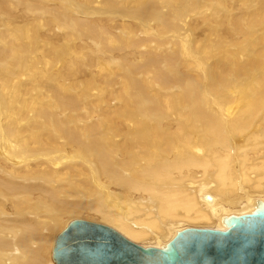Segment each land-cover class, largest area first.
<instances>
[{
  "label": "bare ground",
  "instance_id": "1",
  "mask_svg": "<svg viewBox=\"0 0 264 264\" xmlns=\"http://www.w3.org/2000/svg\"><path fill=\"white\" fill-rule=\"evenodd\" d=\"M25 1L28 0H0V15L6 10L14 15L6 20H19L24 13L29 17V23L34 20L43 22L40 29L55 36L60 34L57 33L60 28L63 32L60 35L66 36L73 30L86 46L89 41L82 28L89 27V35L91 30L100 33L98 38L101 37L105 59L104 63L91 59L94 83L86 81L81 87L82 91L89 93V99L84 100L90 102V122L85 125H77L58 115L56 106L75 108L76 104L79 105L76 98L80 92L68 93L59 83H54L56 74L67 63L56 68L57 63H53L56 59L44 56L42 67L29 65L13 73L10 89L14 88L20 75L19 86L33 82V78H38L40 84L31 91L32 97L24 96L22 101L12 105V111H5L6 119L2 115L6 134L1 133L0 162L6 167H0V264H57L53 257V263L49 262L51 243L54 246V238L77 219L107 225L144 248L168 250L173 238L187 228L224 232L232 226V217L264 210V145L247 146V149L244 148L246 143L240 147L237 144V137L246 132L254 117L261 112L264 91H255L262 96L258 107L247 100L257 109L245 106L247 111H236L235 105V112L231 115L221 111L220 104L216 105L219 112L208 109L206 112V104H200L196 98L191 110L194 108L199 113V119L190 115L188 105L169 99L168 93L179 89L180 80H193L191 74L179 69L185 68L192 59L199 65L198 55L193 50H186L182 43L173 10L164 8L163 12L152 13L158 0L156 3L154 0H140L130 5L127 0L128 6L120 0H84L99 5L100 9L94 11L76 4L77 0H69L74 7H67L62 12L51 11L55 17L45 23L35 9L43 11L47 7L40 1L30 0L29 8ZM183 1L193 8L189 0ZM93 12L100 18H91L89 15ZM5 26L0 29V53L8 51L15 38L11 27ZM138 30L145 32L144 37L136 36ZM226 55L231 54L227 52ZM232 64L234 67V61ZM49 67H53L51 76L45 75ZM195 69L201 72L199 67ZM23 79L26 80L22 82ZM2 81L0 78V86L4 85ZM40 86H45V94ZM148 95L151 97L146 98ZM137 96L146 98L143 100L147 120L143 121L152 135L151 140H155L147 149L142 131L132 133L134 128L126 125L130 115L122 111ZM146 103L156 106L152 116L148 115ZM244 111L248 120H244ZM28 112L31 119H24ZM38 116L43 117L40 119L42 125L34 128ZM15 124L20 129H16ZM190 125L200 126L202 135L194 138L185 133ZM24 129L27 130L24 135L15 137L16 131ZM258 130L259 134L249 135L253 141L258 136L264 138L263 116L258 122ZM194 131H197L195 127ZM68 169L72 175L67 174ZM66 179L81 181L87 194L93 193L95 185L103 191L95 193L98 195L94 201H89L85 194L66 189L63 184L67 183ZM60 181L62 184L58 183ZM83 210L99 215L103 222L95 217L94 221L75 218L64 226L67 218L61 230L55 232L57 218ZM42 248L45 249L44 255H40Z\"/></svg>",
  "mask_w": 264,
  "mask_h": 264
},
{
  "label": "rangeland",
  "instance_id": "2",
  "mask_svg": "<svg viewBox=\"0 0 264 264\" xmlns=\"http://www.w3.org/2000/svg\"><path fill=\"white\" fill-rule=\"evenodd\" d=\"M34 1H40L42 5L47 7V10H43V11L40 9H35V11H37L38 16H40L41 19H45V23L49 21V19L51 20L53 19V17H55L52 16L51 11L56 10L62 12L67 7H74L73 3L69 2V0H34ZM122 1L125 2L128 6V2L130 5V3L131 4L136 3L140 0H131V1L128 0V2L127 0H120V3H123ZM156 1L157 0H154L155 3ZM157 2L158 5L152 10V13L158 11L163 12V10L164 11L166 10L164 8L168 9L166 11L173 10L172 12L175 15V21H178L179 23L178 29H180L179 33L183 39L182 43L185 45L186 50H188L189 52L193 50L194 54L198 55L199 58L198 66L195 64L194 60L192 59L189 62V64L185 65V68L179 69V70H184L187 73L191 74L193 76V80L191 81L180 80L179 89L173 90L172 93H168L169 99L171 100L175 99L178 100L181 104L188 105L190 115H195L197 119H199V113L194 108L191 110V106L194 107V102L196 98H198L200 104L202 105L203 103L206 104L205 105L207 106L205 108L206 112L207 109L214 111L216 113L219 112L220 109H218V106H216L219 104H220L219 108H221V111H223L227 115H231V113L235 112V110L236 111L246 110L247 107L246 109H244L245 106H249V108L251 109H257L258 105H260L259 104L260 102L258 100H260L262 96L264 97V95H262L264 93L261 94L262 96L256 93L259 90L262 92L264 91L263 88L264 85L263 86H261L262 84L260 85L261 82L264 83V80L258 82L264 79V0H259L260 3L258 2V0L256 1L255 0H251V1L223 0L222 2L221 0H192V1L189 0V5H191L192 3L191 6H193V8L189 7L188 4L185 5L184 4L185 2L183 0H158ZM161 2L163 4H161ZM24 3L30 8L31 5L30 0L25 1ZM76 4H82L83 6H86L94 11L100 9L99 5H93V3H87L84 2V0H77ZM159 4H161V6ZM245 6H247V10L245 9L246 8ZM19 8L20 10H23V6H20ZM138 9H140V6L138 7ZM252 13H254V15H251ZM97 15L99 14L94 13L89 16L93 19L94 18L99 19L100 15L99 16ZM9 16H14V15L6 10H4V12L1 13L0 15V29L6 27L5 24H7L9 28L11 27L10 31L15 36L14 41L12 42V47L10 48L11 50L9 49L8 51L0 53V78L3 79L2 83H4V85L0 86V139L2 138L1 133H3V135L6 134L4 130L5 128L4 120L6 119L7 114L5 111L7 112L12 111V105H14L15 103L18 104L19 101H22L24 99L23 98L24 96L32 97L31 91L34 90L35 85L40 84L38 78H33V82H29L25 86H19L20 84L19 81H21L20 80L21 75H20L19 80L18 78L15 80L16 82L14 84V88L10 89L13 82V80L11 81L13 77V73L17 72L19 69H25L29 65H32V67L33 65L37 67H42V60L46 59L44 56H48V58L51 57L56 59L53 61V63L54 62L57 63L55 65L56 68H61L64 64L67 63V65L64 66L63 70L59 74H56L54 78V83H59L61 87H63L68 93L76 94L80 92V95L76 98V100L79 102V105L76 104L75 108H67L65 106L60 108L56 106L59 112L58 115L60 117L66 118V120H68L69 122L76 123L77 125L88 124L90 122L88 115L89 114L88 104L90 102L89 100H84V99H89V97L87 96L89 95V93L82 91L81 87L85 85L86 81H89L90 84L94 83V79H95L94 66L92 64L91 59L104 63L105 50L100 45L101 37L100 40L98 38L100 33L91 30V35H89V27H83L82 29H84V34L85 36H87L85 39L89 41L88 46H86L84 44V41L79 40L77 33L75 34L73 30L70 31V34L68 36H66L63 34L60 35L61 33H63L60 31L62 30V28H60L59 32H57L60 34L55 36L47 32H44V30L40 29L42 25H44L43 22H37L34 20L32 23L31 22L29 23L30 21L29 17L27 15H24V13L22 18L19 20L16 19L6 20ZM147 20L150 22L149 19ZM17 23H19L18 26ZM136 33H137L136 35L137 37H139V35L140 37H144L145 34V32L141 33V30H138ZM3 47H5L4 44ZM104 47H107V45H104ZM227 52L228 54L231 55L233 54V57L231 55L230 56L226 55ZM234 57L238 60L236 61ZM251 58L254 59L252 60ZM233 61H234V67L232 64ZM253 61L255 62L257 61L259 64H256L257 62L255 63ZM58 63H60V65H58ZM195 67L196 68L199 67L201 72L198 73ZM230 67L232 69L235 68L238 71L235 69L233 71ZM236 67H238L239 69ZM31 70L33 71L32 75H34V70L33 69ZM52 73H53V67L51 68L49 67L45 75L51 76ZM220 74H222V76ZM253 74H255V76H253ZM223 77L226 79H224ZM258 77H261L262 79L259 80ZM25 80L26 79H23L22 82H24ZM5 85L7 86V88H4ZM250 85L253 86V88H249L251 87ZM40 87H42L43 93L45 94V90H44L45 86H40ZM255 88H258V90ZM3 90H5L4 93ZM240 90L242 92H240ZM49 91H51V89H49ZM35 92H37V90H35ZM236 92L237 95L238 94L240 95L238 96L234 95L236 94ZM254 92L256 93L257 96L259 95L258 98ZM147 94H150L148 89H147ZM216 95H220V96H216ZM150 97L151 96L148 95V97L146 98H150ZM146 98H143L142 96H137L136 99H131L132 104H130L128 107H125V109L122 110L124 114L128 113L130 115V118L128 119L129 124L126 123L125 124L128 127L134 128L131 129V132L132 133L138 132L139 130L142 131L145 140L147 141L145 149H147V147L148 148L150 147L151 145L150 142H152V145H154L155 142V140H153L154 142L151 140L152 135H150V131L147 128V125H145L144 123V121L147 119L145 116V102L143 99ZM215 98L216 99L218 98L217 99L218 101ZM226 99L227 101H229V99H232L230 101H234V102H230V101L227 102ZM247 100L250 101L252 104L254 103V107L255 106L257 107L256 108L252 107V104L250 106V102L248 103ZM261 101H262L261 104L263 105L260 110L261 112H259V114L254 117V120H252L253 122H251L252 124L245 130L246 132L242 133L237 137L238 147L244 146L243 143L247 144V145L245 144L246 146H244V148H247V146L257 147L259 146V144L261 145V143L262 145H264L263 137L258 136L253 141L251 138L252 136L251 137L249 136L252 134L255 135V133L259 134L258 122L262 120V116L264 117V99L262 98ZM156 103L158 104L159 102ZM225 103L226 104L229 103V104L226 105ZM146 105L147 107H149L148 115L152 116L153 115L152 111L156 110V106L154 105V103H146ZM235 105L237 108H234ZM171 111L175 113L174 110ZM244 113H243L244 120H248L247 113L245 111ZM2 115H4L3 117H5L4 120L2 118ZM243 116L241 114V117ZM27 117L31 119L32 115H29L28 112L25 115L24 119ZM41 118L43 117L38 116L37 120L35 121V124L33 125L34 128H37L38 126L42 125V121L40 120ZM136 121L138 122L137 126H134ZM126 125L125 127H127ZM15 127L16 129H20L19 127H17L16 124ZM194 127L197 130L196 132L194 131ZM189 128H191V130H189ZM199 128L200 126L190 125L188 129H186V131L184 129V131L185 133L188 134L190 133L189 134L190 136L192 135V137L197 138L198 136L200 137L202 135V132L199 131ZM26 132H27L26 129L21 131H16L15 137L24 135V133ZM196 133H198V135ZM240 143L242 145H240ZM197 147L201 148V146L199 145ZM249 147L247 149H249ZM62 149L67 150L66 148H62ZM133 155L131 154L133 159H136L135 155L134 156ZM0 165H1L0 167L2 168L6 167L4 162H0ZM67 174L72 175L73 172L69 171L68 169ZM87 176H88L87 180H89L90 179L89 175ZM66 181L67 183H63L65 184L66 189L74 190L76 192L79 191L80 193L85 194L88 197V199L90 198L89 201H94V197L98 195L99 192L102 193L103 191V189L100 186L95 185L94 188L95 190L97 189V191L94 190L93 193L91 192L92 194L88 193L90 194L88 196L87 192L82 188L81 181L76 182L77 180L72 181L71 179H66ZM58 183L62 184V181ZM191 189H195V188H191ZM212 189L213 188H211V190ZM95 193L98 194L94 195ZM101 196L102 197H100V199L103 201V194H101ZM201 206L204 207L203 205ZM205 209L206 211H208L207 208ZM89 214L87 211L83 210L80 213H74V214L67 213L65 214V216L63 215L64 217L60 216L59 218L56 219L57 220L56 223H58V226H56L57 224L55 225V227H57L55 232H57L62 227L63 222L67 218L68 219L65 221L64 226L67 225L68 221L75 218H86L93 221L96 219L99 222H103L99 220L100 218L99 215H96L95 213L92 212ZM88 216L89 217L91 216L92 218L91 217L89 218ZM94 217L95 219H93ZM56 236L57 234L55 235V237ZM42 247L44 248L45 244ZM52 247L53 244L51 243L50 253H52L53 250ZM43 248L41 249L42 251H40V255H44L45 253V249ZM50 253H49V257L51 256ZM51 259L52 256L51 258H49V262H52Z\"/></svg>",
  "mask_w": 264,
  "mask_h": 264
},
{
  "label": "water",
  "instance_id": "3",
  "mask_svg": "<svg viewBox=\"0 0 264 264\" xmlns=\"http://www.w3.org/2000/svg\"><path fill=\"white\" fill-rule=\"evenodd\" d=\"M227 231L187 228L168 250L144 248L113 228L77 219L55 239L57 264H264V210L231 218Z\"/></svg>",
  "mask_w": 264,
  "mask_h": 264
}]
</instances>
